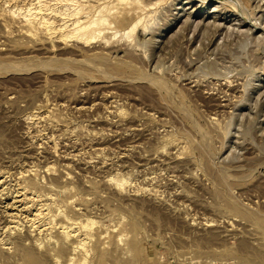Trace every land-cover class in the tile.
Masks as SVG:
<instances>
[{
	"label": "rangeland",
	"instance_id": "rangeland-1",
	"mask_svg": "<svg viewBox=\"0 0 264 264\" xmlns=\"http://www.w3.org/2000/svg\"><path fill=\"white\" fill-rule=\"evenodd\" d=\"M100 1L78 44L0 0V264H264V0Z\"/></svg>",
	"mask_w": 264,
	"mask_h": 264
},
{
	"label": "bare ground",
	"instance_id": "bare-ground-1",
	"mask_svg": "<svg viewBox=\"0 0 264 264\" xmlns=\"http://www.w3.org/2000/svg\"><path fill=\"white\" fill-rule=\"evenodd\" d=\"M28 1H30L31 3L28 4V6H26L25 9H23L24 10L23 12H21L22 10H17V9L12 10L11 9L12 10L11 11L12 16L21 15V16H23L24 21H29L33 17V19L35 21H37L36 25H38V26L40 25L42 27L41 29L43 32H41V33H45V36L48 37L49 40L51 38V40L53 39L55 42L57 41L58 43L59 42L61 43V42L74 41L78 44H87L91 41H94V40L100 38L103 31H105L104 26L106 24H108L107 18H104L103 16H101V13H102V11L106 5L103 7V5L100 4V2H101L100 0H48V1L47 0H28ZM117 1L119 3L120 1H124V0H117ZM129 1L130 0H126V2H129ZM112 2H113V0H112ZM86 3H91V4L95 3L96 7H93L90 4L86 7L85 6ZM101 3H103V2H101ZM104 3L106 4V2H104ZM124 5H126V4H124ZM108 7H109V5H108ZM104 11H106V10H104ZM109 11H111V10H109ZM55 19L59 20L58 24L55 23L56 25H54V22H56ZM30 21H32V20H30ZM29 24H33V26H32L33 29L34 28L38 29V27L36 28V26L34 25L35 23L28 22V25ZM40 26H39V30H40ZM28 30H31V29L28 28ZM28 30H27V32H28ZM133 30H134V26H132V28L126 33V36H129L131 33H133ZM29 32H31V31H29ZM52 189H53V187H52ZM16 197L18 199H17V201L14 202L15 207L11 204L10 205L13 206L12 209L17 210V211L19 210V208H21L18 212L22 211L25 213H29L28 215L30 217L27 218L26 223H27V226L29 225L30 229H32L36 233L37 232L41 233L42 231L45 232V231H47V229L52 227L51 225H52L53 221L55 222V220H54L53 216H51L52 214H49L50 210L48 209V205L47 204L46 205L41 204L42 199H39L38 196L32 197V198L30 196V198L28 200L27 197L25 196V193H22V192H19V195H17ZM16 205H18V206L16 207ZM17 218L19 219V217L16 214L12 215L11 216V220H12L11 223L12 224H18V223H16ZM66 219L67 218H65V220ZM67 221L68 220H66V222ZM54 226L55 225H53V227ZM62 226H64V225H62ZM62 229H64V228L62 227ZM67 232H69V231H67ZM67 232L65 231L66 234H67ZM71 234H72V232H71ZM62 238H64V237H62ZM64 240H63V242H64ZM84 244H85V242H84ZM71 251H72V249H71ZM84 257L86 258V256H84Z\"/></svg>",
	"mask_w": 264,
	"mask_h": 264
}]
</instances>
